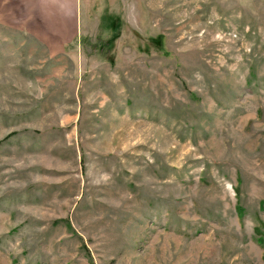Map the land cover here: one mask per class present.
I'll return each instance as SVG.
<instances>
[{
    "label": "rangeland",
    "instance_id": "1",
    "mask_svg": "<svg viewBox=\"0 0 264 264\" xmlns=\"http://www.w3.org/2000/svg\"><path fill=\"white\" fill-rule=\"evenodd\" d=\"M77 19L0 22V264H264V0Z\"/></svg>",
    "mask_w": 264,
    "mask_h": 264
},
{
    "label": "crops",
    "instance_id": "2",
    "mask_svg": "<svg viewBox=\"0 0 264 264\" xmlns=\"http://www.w3.org/2000/svg\"><path fill=\"white\" fill-rule=\"evenodd\" d=\"M91 0H0V22L45 48H64L73 37L82 3Z\"/></svg>",
    "mask_w": 264,
    "mask_h": 264
}]
</instances>
